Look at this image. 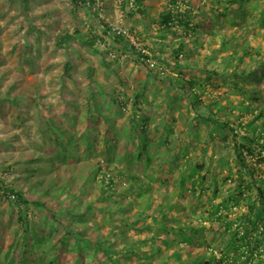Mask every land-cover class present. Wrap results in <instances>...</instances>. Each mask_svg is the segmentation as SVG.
I'll return each instance as SVG.
<instances>
[{
    "label": "trees",
    "instance_id": "1",
    "mask_svg": "<svg viewBox=\"0 0 264 264\" xmlns=\"http://www.w3.org/2000/svg\"><path fill=\"white\" fill-rule=\"evenodd\" d=\"M71 1L75 4L78 2V0ZM79 1H82L84 5L87 2L94 3V0ZM142 1L134 0L137 6H140ZM246 1L248 0H243V2L242 0H227L225 5L216 4L218 5L217 8L213 7L207 10L215 16V22L219 25L227 22L229 26L236 25L241 32L240 35H236L234 32L223 35L221 46L211 52L207 48L205 49L203 42L197 37L196 32L200 26H193L190 23L196 17L191 11H185L186 17L173 15L170 10L165 11L160 16L159 22L167 32L172 31L175 27H182L186 31L192 30L187 32L193 39L194 46L192 48L185 49L182 42L166 46V42L160 38L154 41L158 46V54H154L155 59L171 63L172 68V72L166 77L161 78V75H158L153 78L156 83L162 84V86L156 85L157 92L160 91L162 94V105H165L169 100L166 112L161 119L162 126L155 128L159 140L154 148L155 153L160 155L161 164L168 163L173 167L183 165L192 175L190 178L185 175L182 176L181 188L186 190V181L189 179L194 181V179L199 178L192 183L191 192L199 189V199L210 192L213 198L221 199L220 202H213L210 199L209 203L201 210L206 214L205 219L211 223L212 228L216 225L219 231V239L214 242L219 245L221 258H218L210 246L207 256H195L192 259L188 258L191 260L183 262L180 259L182 252L189 250L186 247L190 246L185 245L186 247L177 249L176 253L171 256L164 252L162 245H157L156 242L160 235L152 230L153 227L158 230V222L157 224L154 222L160 221L161 218L166 220L168 218L166 210L176 209L177 204L175 205L164 194H160L163 196H160L157 214L151 218H149L151 212L149 205L137 203V206L134 207L136 205L133 206L136 201L134 195L141 197L145 194V191H142V185L138 184V181L144 178L145 172L119 171L118 179L127 178L137 183V186L131 182L127 191V195L133 196L129 203V207H133L126 210L125 204V206L113 210L111 205L115 201L112 190L114 184L111 178H107L106 169L99 163L96 152L89 146L92 143L89 135L85 140L87 144L85 143L82 148H76L75 152H72L76 157V162L71 165V168L72 172L79 170V168L83 169L82 186L97 190L99 188L97 199L101 201V206L95 204L94 206L91 201L85 202L77 196H73L65 191L66 186L64 188L56 187L55 190L50 189V187L42 188L38 187L41 186V181L32 179L36 188L30 184L26 191L24 189L14 190L7 186L5 179L0 178V191L6 189L9 194L14 195L17 203L21 206L20 210L25 207L27 211L33 209L37 213L46 212L42 219L44 225L38 226L29 234H27L28 228L22 234L14 233L13 242L20 248L19 250L12 249L14 255L11 257L7 256L8 253L0 254V264H264V170H262L264 158L261 157V152H264V83L260 78L264 76V0L261 11L257 14H255V5L246 6ZM220 8H222L221 11ZM200 12L201 9L198 8L196 13ZM246 18H249L248 21L252 18L255 19L259 25L248 39L244 36L248 33L247 22L241 23ZM235 22L237 23L235 24ZM159 31L161 34L163 33L162 29ZM206 31L209 37L214 38L220 33L211 28L208 30L206 28ZM171 33L176 34L177 32ZM71 39V35L60 34L56 37L55 46H66ZM116 42L123 43L119 39ZM254 42L256 45H252ZM20 48L19 56L23 63L26 61L25 63L31 64L29 55L26 59L23 57V46ZM167 48H170L169 52ZM202 49L205 50L203 56L205 63L202 64L205 69H200L202 66ZM190 53L199 55L200 60L181 64L178 60L180 55L188 56ZM219 53H223V55L218 57ZM216 59H219L222 68L209 71L211 67L207 63L217 61ZM136 62L141 63L138 58ZM241 64L244 65L240 66ZM214 80L217 84L213 83ZM22 81L23 79L20 80V82ZM164 84L166 85L164 86ZM225 86L233 88V91L240 95L237 106H234V99H231V96L225 99L226 92H223L222 96L219 97L220 100L203 101L198 94L200 91L201 95H205L206 87H212V94ZM14 87L15 85L11 84L4 94L13 97L12 90ZM175 88L176 90L178 88L179 91L177 90L176 95L173 96L171 92ZM146 89L147 85L138 91L133 98L132 111L127 116L129 122L125 126L127 137L134 135L133 137L139 138V145H137L135 152L142 150L139 154L134 152L126 159V166L131 170H134L136 163L139 167H147L148 169L155 166L148 151L149 139L147 137L151 120L154 118L147 116L144 110L137 109L140 108L141 101L147 102ZM61 91L62 89L59 88L60 93H62ZM24 96L42 98L41 93L34 92L26 95L21 91L16 95L14 103L18 104L19 99ZM106 97L117 106V111L120 113L124 107L123 102L116 98L113 93H107ZM89 100L91 104L89 109H92V113H100L101 117L105 119L109 106L108 108L105 106V110L102 112L103 105L91 101V98ZM181 100L185 101L186 105L182 103L177 105ZM236 108H239L242 113H248V117L247 115L242 117L243 120L239 122L240 129L237 131L233 119H227L230 111ZM137 111L141 113L137 114ZM175 111L181 112L186 123V128L182 132L183 135L187 134L186 136L192 137V140L202 139L201 129L203 128L208 131L206 135L209 139L214 140L213 133L218 132L219 135H225L222 139L226 141V133L230 130L228 134L229 140L232 142L236 169L233 174H227L223 178V183L234 182L235 188L229 186L226 190L222 188L224 191L221 192L216 178H214L213 188L204 186L207 177L197 174L200 167L197 163L187 159L189 152L186 138L179 139L182 135L176 134ZM192 112L195 113V117L192 116ZM90 117L89 123L94 121L93 117L95 116ZM71 119L68 121L71 128L62 126L47 128L46 126L40 132L38 131L42 136L46 133L52 134V136H48L47 141L50 146L57 148L58 151L52 154L51 163L56 161L59 149L63 150L73 144L78 146L84 143L82 139L79 140V137L76 136V129L72 126L73 121ZM50 157L51 155H47L43 158L50 159ZM70 157L72 155H69ZM250 158L253 159L254 164L249 162ZM83 160L86 162L82 163ZM31 171L35 170H29L28 180L30 176L33 177ZM32 187L33 190H31ZM36 196L41 199L50 198L54 201V205L48 204L44 200L34 201ZM70 198L71 201L69 202ZM95 208H97L96 211ZM97 211L104 213V217L100 220L96 218ZM88 216L94 218L90 219ZM191 217L192 214H188L186 220L178 226L173 223L165 225L164 221H161L159 227L162 228L160 230H166L167 236L171 233L178 234L180 240L174 244L183 243L194 246L197 240L191 235L198 234V227L204 228V226L199 222L198 226L191 229L192 234L187 233L186 228L191 227L188 222ZM149 220L150 222H148ZM19 221L23 223L24 219L19 218ZM92 221L97 232L89 233L87 232V225ZM81 222L84 224L81 225ZM165 241L166 239L163 240V243ZM198 241L201 243L200 240ZM99 257L102 260H99Z\"/></svg>",
    "mask_w": 264,
    "mask_h": 264
},
{
    "label": "rangeland",
    "instance_id": "2",
    "mask_svg": "<svg viewBox=\"0 0 264 264\" xmlns=\"http://www.w3.org/2000/svg\"><path fill=\"white\" fill-rule=\"evenodd\" d=\"M226 1L143 0L141 5L137 6L134 0H103V8L109 22H121L132 28L134 34L146 44L149 52L154 56L155 53L158 54V46L154 41L159 38L166 42V46L179 42L183 43L185 49L194 46L192 36L187 33L192 30L186 31L182 27H175L172 31L167 32L160 24V16L169 10L176 16L186 17L185 11H191L196 15L190 23L193 26H200L196 32L197 37L203 42L205 49L207 48L210 52L221 46L223 35L232 32L240 35L241 32L236 25L229 26L227 22L219 25L215 22V16L207 11L213 7L217 8L218 5L216 4L225 5ZM262 3L263 0H248L245 5H255V14H257L261 11ZM122 5L124 6L122 7ZM198 8L201 9L200 13H196ZM221 10L222 8H220ZM248 20L249 18H246L241 22H247L248 33L244 34L247 39L253 35L259 26L255 19ZM157 28L162 29L163 33L161 34ZM206 28L207 30L209 28L217 30L220 33L215 38L209 37ZM101 30L94 14L89 12L79 0L76 4L72 3L71 0H0V178L5 179L4 181L9 188L26 191L28 185H34L32 179H38L41 181V186L38 187H50V189L55 190L56 187H60V183L67 180V170L64 168L66 163L61 162L64 158L59 154L54 168H49L45 164L46 167L33 174V177L30 176L29 180L27 179L29 171L26 169L35 166V164L29 163L31 158L58 151L57 148L50 146L47 141L48 136H52V134L46 133L42 136L39 134L40 130L46 126L47 128L54 126L71 128L68 124L70 118L73 121L72 126L76 129V136L84 142L78 146L74 144L70 146L69 149L72 152H75L76 148H82L86 143V137L89 135L92 143L88 145L99 157L103 155L104 150H118L117 146L121 143H123L122 149L125 151L126 145L131 147L127 141L139 145V138L133 137L134 135L132 137L125 135V132L127 133L125 126L129 122L127 116L132 111L133 98L145 85H147L145 90L147 102L141 101L140 108L143 107V109H137L144 110L147 116L154 118L151 120L147 131L148 151L153 158L152 163L155 165L151 170L152 172L163 173L160 174V177L168 180L167 190L172 191L176 187L177 170L174 169L173 172L167 173L168 167L160 168L159 157L154 149L156 143L159 142L155 128L162 126L161 119L166 112L167 103L169 104V100H167L166 104L162 105V94L156 90V85L162 86L161 83H156L153 79L158 74L156 72L154 74L149 73L146 66L137 63L136 54L127 43L117 44L115 41L108 40ZM60 34L71 35L72 39L67 42L66 46L56 47L55 40ZM252 45H256V43L254 42ZM21 46H23V57L26 59L29 55L31 64L25 63L26 61L23 63L19 56ZM167 51L169 52L170 48H167ZM204 52L205 50L202 49L201 65L205 63ZM222 55L223 53H219L218 57ZM178 60L181 64L197 62L200 60V56L196 53H190L188 56L184 54ZM216 60V62L207 63L211 67L209 71L220 68L219 59ZM158 62L160 66L165 67V75H161V78L172 72L171 63L162 60ZM201 67L200 69H205L203 65ZM2 76L4 77L1 79ZM260 78L264 83V76ZM21 79H23L22 82H20ZM215 80L213 83L217 84ZM11 84L15 85L12 90L13 97H8L4 92ZM59 88L62 89V93L59 92ZM177 90L176 88L173 89L171 94L175 96ZM206 90V94L203 95L205 100H220L219 97L222 96L223 92H226L225 99L229 96L234 99V106H237L240 99V95L229 86L221 87L212 94V87H206ZM21 91L26 95L34 92L41 93L42 98L24 96L23 100L19 99L20 102L16 104L14 100ZM107 93H113L116 98L123 102L124 107L120 113L117 111V106L106 97ZM168 94H170L169 91ZM90 98L91 101L104 106L102 112H104L105 106L107 108L109 106L105 119L101 117L100 113L93 114L92 109H89L91 107ZM149 100H151L150 103H148ZM181 103L186 105L183 100L179 101L177 105ZM140 113L137 111V114ZM231 114H235L238 118L241 116L238 110H234ZM92 115L95 116L93 117L94 121L89 123ZM174 116L177 121L176 134L182 135L179 139L186 138L188 152L193 155L190 159L196 160L195 163L201 160L203 162L200 164L205 165L202 171L208 176L205 186L213 188L214 178H216L221 192L229 186L235 188L234 182L223 183V178L227 174H233L236 169L232 142L229 139L223 141L214 134L217 138L206 142L208 131L203 128L201 129L202 141L192 140V137L182 133L186 128V123L181 112L175 111ZM192 116H196L194 112H192ZM49 122L50 124H48ZM234 127L236 130L240 129L237 123ZM132 132L134 134V131ZM227 135L229 136V134ZM100 151L102 152L99 153ZM141 151L135 153L139 154ZM114 154L117 152L114 151ZM85 162L86 160L82 161V163ZM262 170H264V165H262ZM82 171L83 169H79L76 173L79 180H82ZM65 185L69 186L66 192L77 196L82 201H91L93 205L101 206V201L97 199L99 188L98 190L90 189L78 184V181L75 184H72L71 181L70 184ZM4 191L8 192L6 189ZM123 191L124 189H120L121 193ZM5 198L4 195L0 196V254L8 253L7 256L11 257L14 255L12 249L19 250L20 248L13 242L14 233L22 234L28 228L29 231H26L29 234L38 226L44 225L42 219L46 212L37 213L33 209L27 211L25 207L21 211V206L16 203H9ZM190 199L186 197V199L176 198L175 200L185 205L188 208L187 211L191 212L195 203L194 199ZM203 199H211L213 202L221 201L220 198H213L211 192ZM39 200L54 205V201L50 198L34 197V201ZM196 211L198 216L200 209L199 211L196 209ZM173 214L176 215L174 212ZM96 216L100 220L104 217V213L97 211ZM179 217L186 218L181 213H179ZM19 218H23L24 222L21 223ZM88 218L94 217L88 216ZM174 219L179 220L178 217H174ZM80 224L83 225L84 223L81 222ZM94 230L96 227L92 221L87 225V232L91 233ZM216 234L217 231L211 234L212 242L215 238L219 239V235ZM163 239L164 237L159 238L156 242L157 245H161ZM165 249L167 250L168 247Z\"/></svg>",
    "mask_w": 264,
    "mask_h": 264
},
{
    "label": "clouds",
    "instance_id": "3",
    "mask_svg": "<svg viewBox=\"0 0 264 264\" xmlns=\"http://www.w3.org/2000/svg\"><path fill=\"white\" fill-rule=\"evenodd\" d=\"M100 1L102 3V7L101 8H102V13H103L104 19H100V17H98V14L94 13L90 9L91 7H88V3L89 2H87V4L85 6H86V8L88 9L89 12L94 14V16L96 18V22H97L98 26H100V28L102 29L101 31L104 34L105 38H107L108 40L115 41V42H116V40L119 39V40H122L123 43H127L129 48L133 52H135V54H136L135 58L136 59L138 58L140 60V62H141L140 64H142V65H144V66H146L148 68L149 73L153 72V74H154L156 72L159 76L160 75H165V67L160 66V63L158 62L159 60L155 59V57L152 56V54L149 52V48H147L146 44H145L146 53H142V52H138L135 48H133L129 44V42L126 39H124V38L116 37L114 39H109L107 37V29L109 28L110 25H121L123 27L128 28L133 34H134V32H133L132 28L124 25L121 22H109L107 16H105V10L103 8V4H104L103 0H100ZM94 3H95V0H94ZM117 44H119V43L117 42ZM182 56L183 55L181 54L180 57H182ZM214 62H216V61H214ZM219 64H220V61H219ZM219 67H220L219 69H213V70H220L222 68L221 65H219ZM198 94L203 99V95H201V93H199V91H198ZM204 100L205 99H203V101ZM234 110H238L240 112V109H234ZM234 110H231L230 112L232 113V112H234ZM231 113H229V114H231ZM240 115L241 116L238 118L235 114H231V116H227V119H229V120L233 119L234 125H235V123L239 124V122L243 120L242 117L243 116L246 117L247 114H246V112H244V113L240 112ZM48 124H50V122ZM50 126H52V125H50ZM239 127H240V125H239ZM227 132H230V130H228ZM213 134L217 135V137H220L221 139L223 138V136L225 137L224 134L223 135H221V134L219 135L218 132L213 133ZM226 134H228V133H226ZM217 137H215V139ZM207 139L208 140L206 142H209V140H212V139H209V137H207ZM227 139H229L228 135H227ZM198 140L202 141V139H198ZM127 143H129V145L131 147L129 148V146L126 145L125 151H123V149H122L123 143H121L119 146H117L118 150L110 149V150H104L103 152L100 151L99 153L102 152L103 155L100 156V157L98 156L99 157L98 158L99 163H101L103 165V167L106 169L107 178H111L112 181H113V184H114V187H112V190H113V200H115V201L111 205L113 210H116V209H118L120 207H123V206H125V204L127 206L126 210H130L135 204L136 205L134 207L137 206V203H140V205H149V207L151 208V212L149 214V218H151L153 215L157 214V208H158L159 203H160V201H159L160 200V196H163V195H160V194H164L169 199H171L175 205L177 204L176 209L166 210V213H167V216H168V218H166V220L161 218L160 221H155L154 222V224L155 223L157 224V222H158V230H157L156 227H153V229H152L153 231L158 233V235H160V238L164 237V239H166V241L164 243L162 241V244H161L164 252L169 254V255H171V256H173L176 253L177 249L184 248L186 246H190V247H186V248H189V250L183 251L182 252V256L180 257V259H182L183 262H187V261L191 260L192 257H195V256H202V255H206L207 256L208 252H209V247L212 246V248L214 250V253L217 254L218 258H221V254H220V251H219V245H218L217 242H214L215 240H218V239L215 238L213 240V242H212L211 241L212 239L210 238L212 236L211 234L213 232L217 231L216 235H218L219 231L216 228V225L212 228L211 223H208L207 219H205V215L206 214L201 211L202 208H204L209 203V200H207V199L204 200L203 199L207 195H205L203 198L199 199V189H197L195 191H192V192L190 191L192 183L196 182V180H199V178L194 179V181L190 180V179L188 181H186L185 185H186L187 189L184 190L183 188L180 187V181L182 179V176L185 175V176H187L189 178L192 176L187 171L186 167H184L183 165H179V166H174L173 167V166H170L168 163L161 164L160 161H159V167L160 168H163V167H168L169 168V170H167V173H170L171 171L173 172L174 169H176L177 172H178V174L176 176V183H175L176 187H174L172 191H169L166 188L168 186L167 185L168 180L166 178H163L162 176L160 177V174H163L162 172H157V173L155 171L152 172V170L148 169L147 167H139L137 165V163L135 164L134 170H131V169H129L126 166V164H127L126 163V159H128L130 155L134 154V152L136 150V147H137V145L133 144L131 141L130 142L127 141ZM69 148L70 147H68L66 149H63V150L59 149L60 151L58 153L60 156H62L64 158L61 162L66 163V165H64V168L67 170V180L64 181L63 183L59 184V186L63 187V188H64V186H66L67 189H65V191H68V188H69V186L65 185V184H67V183L70 184L71 181H72V184L77 183V181H78V184H81V181H82V180H79V178H77L76 173H77L78 170L72 172L71 165L76 162V157L72 154V151H70ZM114 151H116L117 154H114ZM261 153H262L261 157L264 158V152H261ZM52 154L53 153L51 152V153H48V154H44L43 156L37 155V156L31 158L29 163H33V164H35V166H32L30 169H28V171L29 170H35V171H31V172L33 174H36L41 168L46 167L45 164H47L49 168L50 167L54 168V164H56V161L54 163L50 162L52 160ZM47 155H51L50 159L43 158V157H45ZM69 155H72V157L69 158ZM159 156L160 155H158V157ZM191 156H193V155L188 154L187 159H190ZM159 159H160V157H159ZM190 160H191V162H195L196 161L194 159H190ZM182 161H183V159L181 160V163H182ZM39 162H42V163L38 164ZM202 162L203 161H201V160L196 162L198 164V167H200V169L197 172V174L199 176H203V175L206 176L207 180H208V176L206 174L202 173V171L205 168L204 164H200ZM249 162L253 163V159L250 158ZM129 170L131 172H139V171L145 172L144 178H142V180L138 181V184L142 185L141 188H142V191H145V194L143 196H141V197H137L136 195H134L136 197V201L134 202L132 207H129V203L132 201L133 196H131L129 194L127 195L128 188L130 187L132 181L128 180L127 178H123V180H121V179H118V176H117V174H119V171H128V172H130ZM83 174L84 173L82 171V177H83ZM132 184L136 185L137 183L132 182ZM205 184H207V181L205 182ZM198 188H199V186H198ZM120 189H124V191L121 193ZM176 193H177V195H176ZM3 195H4V198L6 197L5 199L9 203L18 204L17 201H16V198L14 197V195L9 194L8 192H5L4 190L0 191V196H3ZM5 195H7V196H5ZM186 197L194 199L195 205H194V209L191 212L187 211L188 208L185 205H182L178 200H175L176 198H178V199H186ZM119 205H121V206L119 207ZM196 209H198V211L200 209V212L198 213V216H197ZM173 212L176 213V215H174ZM179 213H181L184 216H186V218L188 217V214H190V213L192 214L191 220L188 221L189 225L191 227H187L186 228L187 233L192 234L191 229L194 228V226H198L199 222H200V224H202L204 226V228L198 227V234L195 233V234L191 235L192 238L197 240V243L194 246H191L192 244H183V243L174 244L175 242H179V240H180L179 235L171 233V234H169L167 236L166 235L167 234L166 230H160V228H162V227H159V224H160L161 221H164L165 225H170V224L173 223L174 225L178 226L182 221L186 220V218L184 219V218L179 217ZM174 217H178L179 220H175ZM168 220H169V222L167 223ZM148 222H150V220ZM94 232H97V231L94 230ZM131 232H133V231H131ZM198 240H200L201 243H199ZM166 247H168L167 250L165 249ZM188 258H191V259H188Z\"/></svg>",
    "mask_w": 264,
    "mask_h": 264
},
{
    "label": "built area",
    "instance_id": "4",
    "mask_svg": "<svg viewBox=\"0 0 264 264\" xmlns=\"http://www.w3.org/2000/svg\"><path fill=\"white\" fill-rule=\"evenodd\" d=\"M88 7H91L90 9L94 13L98 14V17H100V19H104V16H103V13H102V8H101L102 7V3H101L100 0H95V3H93V4L88 3ZM107 37L109 39H114L116 37L124 38L138 52L146 53L145 43L142 42L140 39H138L126 27H123L121 25H110L109 28L107 29Z\"/></svg>",
    "mask_w": 264,
    "mask_h": 264
}]
</instances>
